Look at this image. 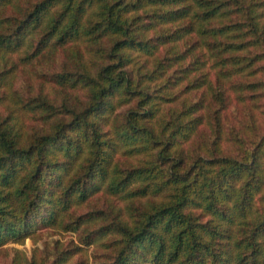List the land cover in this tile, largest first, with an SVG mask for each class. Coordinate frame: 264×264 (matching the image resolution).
Here are the masks:
<instances>
[{"label":"trees","instance_id":"obj_1","mask_svg":"<svg viewBox=\"0 0 264 264\" xmlns=\"http://www.w3.org/2000/svg\"><path fill=\"white\" fill-rule=\"evenodd\" d=\"M0 89L9 264H264V0H0Z\"/></svg>","mask_w":264,"mask_h":264},{"label":"rangeland","instance_id":"obj_2","mask_svg":"<svg viewBox=\"0 0 264 264\" xmlns=\"http://www.w3.org/2000/svg\"><path fill=\"white\" fill-rule=\"evenodd\" d=\"M20 81L17 80L15 82L14 87L18 88L20 87ZM41 88V84L39 81H35L34 83H32V87L31 88H27L29 89L31 92H36ZM1 90V89H0ZM52 240L55 239H59L63 244L68 245V242L71 241L73 242V244H77V237L76 234L71 233V232H53V235L51 236ZM41 244V243H39ZM33 243L30 239H26L24 241L23 244H17V243H8L6 244L3 250H0V264H9L14 252L12 251L13 248L19 249V250H23L27 253L28 256L31 255V250L33 248ZM93 249V246L89 247L88 249V253L91 252V250Z\"/></svg>","mask_w":264,"mask_h":264}]
</instances>
